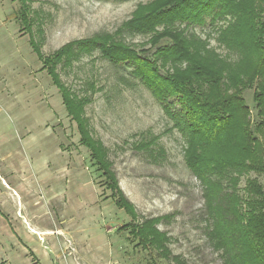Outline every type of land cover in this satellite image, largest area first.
<instances>
[{
    "label": "rangeland",
    "instance_id": "rangeland-1",
    "mask_svg": "<svg viewBox=\"0 0 264 264\" xmlns=\"http://www.w3.org/2000/svg\"><path fill=\"white\" fill-rule=\"evenodd\" d=\"M25 1L28 30L18 18L21 2L0 0V264H179L174 257L182 264H223L208 234L204 187L186 163L185 138L132 68L113 64L95 46L58 67L62 82L92 96L89 124L108 149L134 210L129 214L106 189L30 43L32 36L49 55L69 42L99 37L152 54L167 38L128 30L127 22L155 0ZM223 23L174 27L238 61L239 53L217 39ZM245 96L253 106V91ZM249 177L264 185V174L251 173L240 189ZM157 217L168 236V259L138 246L128 229L118 230Z\"/></svg>",
    "mask_w": 264,
    "mask_h": 264
},
{
    "label": "trees",
    "instance_id": "trees-1",
    "mask_svg": "<svg viewBox=\"0 0 264 264\" xmlns=\"http://www.w3.org/2000/svg\"><path fill=\"white\" fill-rule=\"evenodd\" d=\"M19 1L21 29L28 30L29 8L25 0ZM207 21L213 27L224 22L218 26L217 39L220 46L239 53L238 61L226 60L207 40L174 27ZM161 26L165 29L158 32ZM127 28L156 32L157 40L167 38V42L150 54L94 37L69 42L45 55L30 36L42 70L58 88L68 116L77 125L80 144L104 176L106 189L112 191L118 207L134 214L111 168L108 149L89 124L86 107L92 96L72 90L58 72L61 63L72 64L93 46L113 64L131 67L185 138L186 163L204 187L208 234L221 251L223 264H264V185L258 177H249L244 188L239 187L243 176L264 174V0H155L139 6ZM249 90L253 106L245 96ZM161 220L129 222L118 230L128 229L138 246L168 259V236L158 228ZM174 259L182 264L179 257Z\"/></svg>",
    "mask_w": 264,
    "mask_h": 264
}]
</instances>
